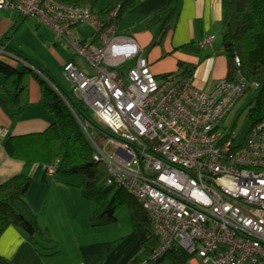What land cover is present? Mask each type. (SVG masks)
<instances>
[{"label":"built area","instance_id":"obj_1","mask_svg":"<svg viewBox=\"0 0 264 264\" xmlns=\"http://www.w3.org/2000/svg\"><path fill=\"white\" fill-rule=\"evenodd\" d=\"M0 9L36 16L91 68L69 61L62 71L112 131L103 144L89 135L107 183L139 201L158 238L148 261L139 264L160 261L175 247L190 254L189 264H264V119L242 142L222 127L248 88L238 56L233 79L202 90L191 76H157L137 41L120 35L118 23L89 4L0 0ZM80 23L93 29L91 41L75 30ZM0 54L12 56L6 45ZM58 162L46 172L54 175Z\"/></svg>","mask_w":264,"mask_h":264},{"label":"crops","instance_id":"obj_2","mask_svg":"<svg viewBox=\"0 0 264 264\" xmlns=\"http://www.w3.org/2000/svg\"><path fill=\"white\" fill-rule=\"evenodd\" d=\"M110 1L100 0L98 8L105 7ZM166 1L138 0L121 19L119 34L137 41L157 76L181 73L179 64L183 62L195 66L193 79L199 89H213L228 73L222 39L217 43L220 35L222 38L227 0H180V11L171 28L161 42L156 43L159 28L149 29L147 21ZM31 17L35 18L0 9V39L29 56L33 54L26 52V44L15 39L20 38L18 31L25 27L38 35L43 28L42 21L38 18L37 22L35 19L26 21ZM74 28L82 40H92L91 27L80 23ZM210 35H215L213 43L203 44ZM51 50L57 55L55 49ZM58 58L62 69L65 62L76 63L75 59L65 60L59 55ZM17 64L19 67L22 63L18 61ZM27 76L29 79L20 95L22 107L18 112L10 116L0 104V129L5 130V135L0 137V183L22 172L31 177L26 197L38 215L42 230L49 234L50 239L39 237L38 243H33L22 228L10 225L0 237V255L10 264H130L142 253L144 242L151 232L134 226L127 205L118 210L114 223L91 226L90 216L95 202L83 197L78 187L80 182L50 175L45 164H26L6 151L4 142L8 136L43 131L53 120L43 105L39 81L33 73ZM0 96H3L1 92ZM9 105L17 108L12 103ZM153 264L171 262L163 258Z\"/></svg>","mask_w":264,"mask_h":264},{"label":"trees","instance_id":"obj_3","mask_svg":"<svg viewBox=\"0 0 264 264\" xmlns=\"http://www.w3.org/2000/svg\"><path fill=\"white\" fill-rule=\"evenodd\" d=\"M61 1L73 5L89 4L105 21H116L119 25L129 8L138 0H111L103 8H98L100 0ZM180 3V0H167L147 21L149 29L159 28L156 43L161 42L171 28L180 11ZM226 7L222 31V45L228 61L226 77H235L238 69L235 57L238 56L241 60L240 69L248 80V88L241 98L249 93L256 94L257 105L251 109V113H258L264 106V0H227ZM114 10L117 13L109 17ZM3 45H6L12 56L0 54L2 107L10 116L18 112L22 107L20 95L25 88L26 76L33 73L42 88L43 105L53 117L52 122L43 131L8 136L4 142L8 154L26 164L50 165L58 158L56 173L53 176L82 174L78 187L83 197L95 202V209L90 216L91 226L114 223L118 209L121 205H127L134 226L144 227L151 232V221L139 201L132 195L133 199H127L124 194L129 193L124 188L109 185V174L104 164L94 159L95 148L85 136V131L97 143H102L112 135L109 126L76 96L73 87L67 89L38 61L0 39V46ZM18 61H21V67L17 66ZM179 66L182 70L181 73H175L176 75L193 77L194 65L180 62ZM254 82L257 86H252ZM9 103L17 108H12ZM30 184L31 177L25 172L13 175L0 183V237L8 226L15 225L22 228L33 243H38L39 237L50 239L49 234L42 230L38 215L27 200ZM157 244L158 238L151 234L144 242L142 253L130 264L148 261ZM170 256L171 264H189L190 254L182 248H173ZM0 264L10 263L0 255Z\"/></svg>","mask_w":264,"mask_h":264},{"label":"rangeland","instance_id":"obj_4","mask_svg":"<svg viewBox=\"0 0 264 264\" xmlns=\"http://www.w3.org/2000/svg\"><path fill=\"white\" fill-rule=\"evenodd\" d=\"M34 17L35 18L31 17L30 19H27L26 21L35 19L37 22V17L36 16ZM40 23L43 24V28L40 30V32L37 29V31L39 32L38 35H34L32 31H29L28 28L25 27L18 31L20 38H16L15 40L17 42H24L27 46L26 52L33 54L30 56L33 58L34 57L37 58L36 60L39 61L40 64H42L44 68L47 67V69L51 73L54 74L57 81H59L67 89H71L72 84L66 80L63 74L62 68L60 67L61 64H60L58 55L65 60L75 59L76 63L82 70L84 69L90 72L91 68L80 56L75 54V52L69 46L65 45L64 40H63L64 42L59 40L56 33L53 31V29L49 25H47L45 22H40ZM35 27L36 26L34 25V28ZM221 39L222 38L220 35L217 38V43H220ZM51 48L55 49L57 55L54 54V51H52ZM131 63L132 61L128 62L122 68L124 69L128 68L131 65ZM19 67H21V65ZM28 79L29 78L27 76L25 80V84L27 83ZM256 105H257L256 94L254 93L246 94L243 98H241L235 104V106L227 114V116L222 122V127L237 133L238 142H242L247 137V134L251 126L255 122L264 118V106L261 112L251 113V109L254 108ZM85 136L90 141L89 134L86 133V131H85ZM105 141L106 139L101 144H103ZM59 150L60 149H58V152ZM108 150H110L111 152L113 151L112 148H109ZM60 176L62 177L63 180L70 181V182H81L82 177H83L82 174H73V175H67V176L60 175ZM124 195L127 199H130V198L133 199V197L129 194L125 193ZM164 261L171 262L170 253L164 257Z\"/></svg>","mask_w":264,"mask_h":264}]
</instances>
